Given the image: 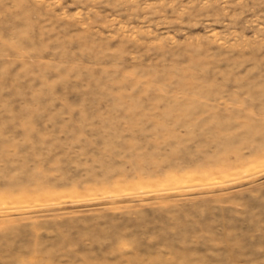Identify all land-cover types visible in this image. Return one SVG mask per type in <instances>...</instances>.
<instances>
[{
    "label": "rangeland",
    "instance_id": "374dc122",
    "mask_svg": "<svg viewBox=\"0 0 264 264\" xmlns=\"http://www.w3.org/2000/svg\"><path fill=\"white\" fill-rule=\"evenodd\" d=\"M0 264H264V0H0Z\"/></svg>",
    "mask_w": 264,
    "mask_h": 264
},
{
    "label": "bare ground",
    "instance_id": "6f19581e",
    "mask_svg": "<svg viewBox=\"0 0 264 264\" xmlns=\"http://www.w3.org/2000/svg\"><path fill=\"white\" fill-rule=\"evenodd\" d=\"M260 172H261V171H260ZM258 173H259V172H258ZM222 183H223V182H222ZM224 183H225V182H224ZM213 184H214V183H213ZM200 185H201V184H200ZM202 185H203V184H202ZM202 185H201V186H202ZM205 185H207V184H205ZM188 187H189V186H188ZM191 187H192V185H191ZM191 187H190V188H191ZM23 209H24V208H23Z\"/></svg>",
    "mask_w": 264,
    "mask_h": 264
}]
</instances>
